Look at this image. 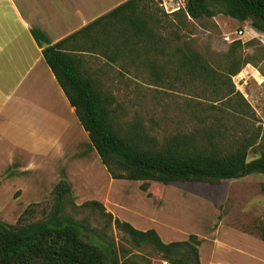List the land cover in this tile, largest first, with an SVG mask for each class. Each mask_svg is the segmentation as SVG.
<instances>
[{"label": "trees", "instance_id": "trees-1", "mask_svg": "<svg viewBox=\"0 0 264 264\" xmlns=\"http://www.w3.org/2000/svg\"><path fill=\"white\" fill-rule=\"evenodd\" d=\"M185 1L186 9L168 14L161 7V0L157 3L153 0H127L43 49L48 65L111 177L141 181L140 189L148 197L152 196L150 182L164 185L174 182L216 183L252 173L264 175V126L256 134L240 137L230 135L223 122L228 117L244 113L246 107L242 102L236 100V106L229 103V106L211 104L200 110L194 108L192 112L195 114L205 112V115H195L197 118L210 123L191 132H177L161 142L140 122L128 127L121 125L113 107V95L103 92L95 80L80 70L82 60L75 51L100 53L116 62L127 54L142 58L141 47L148 54L142 60L152 68L155 78L160 79L163 66L157 64L155 58H149L151 51L160 49L157 42L164 21L158 16L159 7L163 16H177L176 24L170 23L179 28L187 26L189 18L200 20L223 13L242 22L251 21L255 28L264 32V0ZM80 38L89 39L87 47L80 44ZM69 43L72 48H67ZM180 59L188 76L211 77L208 66L195 54L189 52ZM247 63L239 57H232L227 68L229 77L238 74ZM250 152L257 156L249 159ZM261 188L264 191V182ZM51 194L53 204L45 217L29 221L27 217L37 210L36 204H31L16 224L0 220V264H150L142 262L137 254L133 256L127 246L116 241L109 233L113 226L123 231L134 246L150 247L159 252L167 264H201L200 240L195 234L187 240L165 242L155 229L136 228L107 211L99 200H87L78 205L67 179H61ZM68 205L99 215L103 226H92L87 217L77 219L66 212ZM259 230L264 240L263 221L259 223Z\"/></svg>", "mask_w": 264, "mask_h": 264}, {"label": "rangeland", "instance_id": "rangeland-1", "mask_svg": "<svg viewBox=\"0 0 264 264\" xmlns=\"http://www.w3.org/2000/svg\"><path fill=\"white\" fill-rule=\"evenodd\" d=\"M160 10L159 7L158 16L164 21L157 42L160 49L149 54L150 59L155 58V62L163 66L160 79L155 78L152 68L142 60L148 54L141 47L142 58L127 54L116 62L100 53H77L82 60L80 70L84 75L95 80L103 92L113 95V107L121 125L128 127L140 122L151 135L163 142L177 132H191L210 123L197 118L195 115H205V112L195 114L192 112L194 108L200 110L211 104L229 106V103L236 106L238 100L246 107L245 111L225 119V126L229 128L230 135L256 134L264 126V32L255 28L251 21L242 22L223 13L200 20L189 18L187 26L179 28L170 23L176 24L177 16H163ZM240 30L242 34L238 32ZM81 42L89 44V39ZM189 52L208 66L211 77L203 79L186 74L187 69L180 63V58ZM234 56L248 63L238 74L229 77L227 68ZM20 153V160L29 156L27 152ZM256 156L255 152H250L249 159ZM41 158V170L37 173L39 183L35 181L40 188H30L34 180L29 181L27 184L32 191L19 202L11 196L15 181L0 189V220L16 224L39 189L42 194L44 190L48 192L33 203L37 210L27 219L38 220L50 212L53 204L51 192L60 181L53 184V179L65 168L50 156ZM4 159L0 156V161ZM96 180V186L89 189L81 187L79 193H105V179L98 175ZM263 182L264 175L260 173L216 183L174 182L164 185L150 182L151 197L140 189L141 181H133L132 184L139 194L144 193L149 203H146V209H150L147 215L157 220L155 224L151 220L143 221L142 226L148 227V223H153L150 227L159 230L165 242L187 240L195 234L200 240L198 249L202 264H210L213 259L223 264H264V242L259 230V223L264 222ZM73 194L78 205L87 200L75 191ZM117 194L111 191L113 197ZM136 196L135 191L130 190L123 203ZM106 209L110 211L108 207ZM66 212L77 219L89 218L94 227L103 226L99 215L89 210L68 205ZM109 233L119 244L127 246L133 256L137 254L142 262L167 264L159 252L150 247L134 246L129 237L115 226ZM214 238H217V243Z\"/></svg>", "mask_w": 264, "mask_h": 264}, {"label": "crops", "instance_id": "crops-1", "mask_svg": "<svg viewBox=\"0 0 264 264\" xmlns=\"http://www.w3.org/2000/svg\"><path fill=\"white\" fill-rule=\"evenodd\" d=\"M126 1L0 0V156L5 158L0 161V189L15 181L11 196L19 202L32 191L30 188H40L35 181L39 183L41 156H50L65 168L53 179V184L67 179L77 195L99 200L121 220L141 230L155 229L160 235L159 230L150 227L157 220L147 215L150 209H146L149 203L144 193H138L133 181L111 177L43 55L45 47L63 40ZM83 39H79L80 44ZM70 45L67 48H72ZM20 152H27V159L20 160ZM98 175L105 179L106 192L81 195L79 188L96 186ZM31 180L34 184L29 188L27 183ZM132 189L137 199L123 203ZM40 190L28 204L48 192L44 190L42 194ZM111 191L118 194L113 197ZM150 220L153 223L147 222L148 227L142 226L143 221ZM214 242L217 243V238ZM209 262L223 264L214 259Z\"/></svg>", "mask_w": 264, "mask_h": 264}, {"label": "built area", "instance_id": "built-area-1", "mask_svg": "<svg viewBox=\"0 0 264 264\" xmlns=\"http://www.w3.org/2000/svg\"><path fill=\"white\" fill-rule=\"evenodd\" d=\"M185 0H161V7L165 10L168 14H173L175 12L181 11L182 9H186ZM242 34V31H238Z\"/></svg>", "mask_w": 264, "mask_h": 264}]
</instances>
